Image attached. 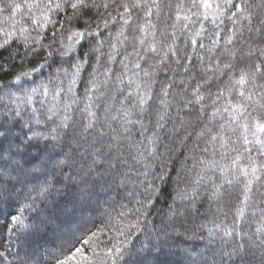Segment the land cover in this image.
I'll use <instances>...</instances> for the list:
<instances>
[{"label": "trees", "instance_id": "1", "mask_svg": "<svg viewBox=\"0 0 264 264\" xmlns=\"http://www.w3.org/2000/svg\"><path fill=\"white\" fill-rule=\"evenodd\" d=\"M0 264H264V0H0Z\"/></svg>", "mask_w": 264, "mask_h": 264}]
</instances>
